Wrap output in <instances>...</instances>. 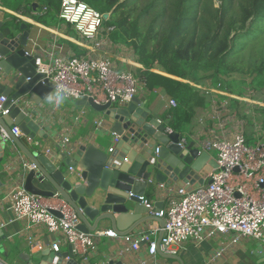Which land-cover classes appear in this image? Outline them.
I'll return each mask as SVG.
<instances>
[{
    "label": "built area",
    "instance_id": "obj_1",
    "mask_svg": "<svg viewBox=\"0 0 264 264\" xmlns=\"http://www.w3.org/2000/svg\"><path fill=\"white\" fill-rule=\"evenodd\" d=\"M104 15L84 1L60 0L58 18L70 25L80 39L85 41L87 52L79 58L51 57L49 54V59H35L36 74L42 76L39 82H48L52 94L73 101L91 98L99 105H126L143 91V84L135 72L118 69L105 53L114 28L104 26V20L108 19L109 14L106 18ZM126 47L121 50L126 51ZM192 86L205 93L224 96L213 105L226 114L230 111L236 116L228 106V95L219 92V88L214 90ZM6 100L5 96L0 95V116L8 115V109L4 108ZM19 102L20 99H17L12 103ZM168 105L175 108L176 101L169 98ZM239 121L233 127L227 126V123L219 128L213 127L211 130L223 131L224 134L219 137L214 133L216 130H207L205 135L208 136L199 141L203 152L214 153L217 165V169L208 174L206 184L196 188L183 186L174 190L172 186L160 185L167 191V202L165 208L159 211L154 210L153 203L145 197H139L152 216L164 221L162 237L158 243L149 241L146 235L136 239L132 235L119 237L112 230L82 233L78 230L80 220L69 204L59 200L51 206L43 197L32 195L22 187L9 194L13 219L25 220L28 228L43 227L49 234L58 237L51 246L54 252H58L62 243L71 246L79 260L92 252L96 241L104 237L121 239L125 245L122 253L138 251L141 243H147L148 262L143 264H163L154 259L157 253L176 255L177 247L188 242L200 244L215 234L232 233V243L250 238L264 246V142H258L255 146L248 145L244 136L245 123ZM10 131L13 136L19 137L17 127L13 126ZM171 132L167 127L166 133ZM0 140L5 144L11 142L2 129ZM114 141L117 142L116 137ZM185 142V138L181 137V143ZM108 152L111 153L112 149ZM22 166L25 169L34 168L32 164L23 163ZM50 210L57 211L60 217L51 214ZM219 256L220 253H216L215 257Z\"/></svg>",
    "mask_w": 264,
    "mask_h": 264
},
{
    "label": "water",
    "instance_id": "obj_2",
    "mask_svg": "<svg viewBox=\"0 0 264 264\" xmlns=\"http://www.w3.org/2000/svg\"><path fill=\"white\" fill-rule=\"evenodd\" d=\"M28 39L29 28L24 23L7 28L0 23V95L7 98L4 108L8 109L7 116H0V130L8 134L26 162L34 165L32 169L22 167L20 170L24 191L43 198L58 197L69 204L80 220L78 230L85 234L95 232L103 222L109 223L119 237L130 235L150 220H156L162 229L164 221L145 216L148 210L139 197H144L152 182L185 187L191 178L198 181L200 166L210 159L209 154L194 148L193 143H181V135L177 132L166 133L167 125L151 117L145 103L137 97L126 105H99L91 98L75 102L101 114L110 125V133L117 138L111 153L87 140L65 146L56 144L50 155L30 150L10 130L15 126L29 141L35 140L38 128L32 122L29 105L46 103L52 95V87L46 81L39 82L42 76L36 74L37 57L25 51ZM17 99H20L18 104L12 103ZM5 148L6 144L0 140V165ZM210 160V166L217 169L215 160ZM43 181L51 190L35 186L36 182ZM193 183L187 187L201 185ZM153 207L156 211L163 209L161 202L153 203ZM50 213L60 217L57 211L50 210ZM161 237L162 231L157 243ZM49 255L45 253L40 259L19 258L25 264H78L79 260L71 246L64 253ZM159 255L184 264L181 258ZM258 264H264V260Z\"/></svg>",
    "mask_w": 264,
    "mask_h": 264
},
{
    "label": "crops",
    "instance_id": "obj_3",
    "mask_svg": "<svg viewBox=\"0 0 264 264\" xmlns=\"http://www.w3.org/2000/svg\"><path fill=\"white\" fill-rule=\"evenodd\" d=\"M58 3L59 0H54V5L50 6L46 3V0H0V23L3 24V28L18 26L22 23L28 26L29 39L25 47L27 54L44 59H49V54H51V57L58 56L67 59L84 57L87 52L84 47L85 41L80 39L70 25L63 23L58 18L60 11V7L57 11ZM109 38L110 45L105 49V53L116 63L118 69L134 70L135 74L139 68L143 69L127 47L126 51L121 50L125 45L113 42L110 36ZM133 66L138 67V69H132ZM161 75L165 74L161 73ZM218 91L221 92V90ZM51 96H54V94ZM215 96L217 102L224 98L221 95ZM208 97L209 104L205 107L196 108L190 123L177 132L185 138L187 143H193V147L201 151L199 141L207 137L208 135H205L206 131L212 128L205 116L210 110L209 106L212 100L211 94ZM137 98L145 103L151 117H156L165 123L162 117L170 110L168 97L160 91L146 93L143 90ZM75 102L63 99L61 103L56 104L53 99L51 102L47 100L46 103L40 105L30 104L31 119L38 131L33 142L20 134L19 138L22 143L28 146L30 150L40 151L47 155L54 151L56 144L65 146L66 144L85 142L86 140L104 148L105 151L114 149L116 136L110 133V125L105 118L90 107H81L76 105ZM230 102L229 104L232 105L230 107L228 104V106L231 110H234L236 107L232 101ZM251 124L254 125L255 130L257 128L255 121L252 120ZM168 128L172 130L170 127ZM214 130L211 131L214 132ZM214 133L219 137L224 134L223 131L219 132L217 130ZM208 154L210 159L215 158L213 152ZM210 159L201 164L199 180L196 181L191 178L188 180V184L193 183V181V184H206L208 182L207 176L211 170H214L210 166ZM23 163L28 164L22 153L16 150L12 142L6 143L0 165V262L2 263L25 264L19 256H30L36 259L42 258L45 253L52 256L55 252L51 249V246L58 240L57 236L49 234L43 227L32 226L28 228L25 220L15 221L13 219L9 194L14 189L22 187L20 170H22ZM35 186L51 190L45 181L42 183L36 182ZM177 188L176 185L171 187L172 190ZM166 194L167 191L152 182L150 188L145 190L144 197L152 203L161 202L163 208H165ZM44 200L47 204L54 206L60 199L54 197L44 198ZM147 215L152 216L149 212L145 216ZM99 230H111L109 223L103 222L100 224L96 231ZM161 231L159 223L156 220H150L130 235L133 236V239L146 235L149 241L157 242ZM233 238L232 233L215 234L200 244L188 242L177 247V254L172 256L181 258L184 264H258L264 260V246L260 242L250 238H242L237 243H232ZM124 247L125 245L121 239L104 237L96 241L95 249L92 252L84 259L77 260V262L78 264H107L109 261H120L121 264H143L148 262L147 243H141L138 251H128L127 253L121 252ZM67 248V245L61 243L56 253H64ZM216 253H220V256L215 257ZM154 259L163 264H180L177 259H164L159 253Z\"/></svg>",
    "mask_w": 264,
    "mask_h": 264
},
{
    "label": "trees",
    "instance_id": "obj_4",
    "mask_svg": "<svg viewBox=\"0 0 264 264\" xmlns=\"http://www.w3.org/2000/svg\"><path fill=\"white\" fill-rule=\"evenodd\" d=\"M83 1L100 14H109L104 25L114 28L110 35L113 42L133 46L137 63L143 67L136 71L143 90L160 91L176 101V107L162 117L176 132L190 123L196 108L210 102L207 94L191 85L209 77H200L199 72L212 71L217 77L234 74L231 60L241 57L245 47L258 40L260 43L264 32V26L257 27L264 24V0ZM46 3L53 6L54 0ZM57 5L59 11L60 0ZM248 54L246 73L261 90L264 46L258 53L253 49ZM153 69L166 76L152 72ZM213 84L225 89L219 83Z\"/></svg>",
    "mask_w": 264,
    "mask_h": 264
},
{
    "label": "rangeland",
    "instance_id": "obj_5",
    "mask_svg": "<svg viewBox=\"0 0 264 264\" xmlns=\"http://www.w3.org/2000/svg\"><path fill=\"white\" fill-rule=\"evenodd\" d=\"M216 6H217V2H215V7ZM262 26H264V24L263 25L260 24L257 27H262ZM263 34L264 32L260 34V38L262 39L260 43L258 40L251 47H247V48L245 47L243 49L245 50V52L243 53L241 57L238 56V58L231 60L230 64H232L234 66L233 68H235L234 74L227 75V76L222 75V76L217 77V76H213L214 72L212 71L207 72V73H203L202 71L199 72L200 77L209 76L208 78H205L204 81L198 83L199 85H201L200 87L205 88V89H215L216 87L213 86L214 85L213 83H216V84L219 83V85L221 84L222 87L225 88L223 89V91L221 90V92L228 95L227 98L229 102L237 101V102H233V105H235L236 108L232 110L233 112H235L236 116L231 114L230 111L226 114L224 110H220L216 106L213 105V103H215L217 100V97L215 96V94L206 93L207 95L211 94L212 96L211 97L212 106L210 104L209 106L210 110H208L207 114L205 115L207 122L209 123V126L212 128L213 127L219 128L218 126L222 127L224 123H227L228 124L227 126L233 127L236 125L237 120H240V121L242 120L245 123L244 136H246L247 144L250 146H255L258 142H264V111H262L264 110V88L261 90L256 88V80L254 81V79H252L251 76L248 75V73H246L247 63H248V58H249L248 53L252 51L253 49L255 53H258L259 50L263 48L264 46V35ZM126 46L128 47L127 48L128 51L133 54L134 59H136L137 61L138 56L134 53L133 46H131L130 44ZM132 69H138V67L133 66ZM152 72L160 73V74L162 73L154 69L152 70ZM198 90L201 91L202 93H205L201 89H198ZM241 93L242 95H239ZM231 105L232 104H229L230 107ZM238 115L245 116L246 118L245 119L243 118L244 120L240 119ZM252 120L255 121L256 126L259 131L255 132L254 125L251 124ZM229 127L226 128V131H228Z\"/></svg>",
    "mask_w": 264,
    "mask_h": 264
},
{
    "label": "clouds",
    "instance_id": "obj_6",
    "mask_svg": "<svg viewBox=\"0 0 264 264\" xmlns=\"http://www.w3.org/2000/svg\"><path fill=\"white\" fill-rule=\"evenodd\" d=\"M55 100L56 104L61 103V101L63 100L62 96H57L56 94L54 96H50L48 97V100L51 102L52 100Z\"/></svg>",
    "mask_w": 264,
    "mask_h": 264
}]
</instances>
